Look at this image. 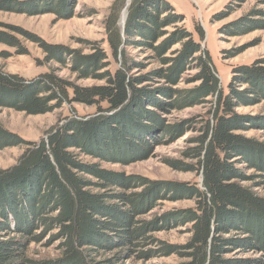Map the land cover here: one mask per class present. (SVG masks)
<instances>
[{
  "label": "trees",
  "instance_id": "obj_1",
  "mask_svg": "<svg viewBox=\"0 0 264 264\" xmlns=\"http://www.w3.org/2000/svg\"><path fill=\"white\" fill-rule=\"evenodd\" d=\"M235 1L246 0L230 1L222 10L223 18L236 11ZM64 2L4 0L0 10L25 13L39 8L37 12L47 9L71 17V9L62 11ZM122 3L119 0L115 5ZM118 16L119 9L113 10L107 20L111 57L102 44H89L93 53L83 56L79 50L50 45L25 30L0 24V45L15 55H29L23 40L31 42L44 54L38 63L50 65L47 73L31 80L7 74L0 67V107L39 115L76 103L101 113L92 121L68 120L38 143L25 142L0 125V149L27 148L16 167L0 172V264H126L172 255L183 259L178 264L261 262L225 258L234 252L259 253L264 263V197L235 183L247 179L240 165L255 170L264 179V150L236 134L253 127V118L242 117L236 110L264 101V59L236 67L226 92L209 51L202 47L205 35L198 24L194 28L198 40L182 25L166 42L155 46L167 27L183 22V16L168 2L134 0L123 37L117 26ZM262 29L264 11H258L231 25L228 32ZM178 44L181 50L175 58H165ZM129 48L144 54L153 52L154 59L167 68L133 77L134 71L146 67L128 57ZM2 55L12 56L9 52ZM54 63L82 79L104 85L77 86L57 76ZM189 68L196 71L191 80L196 86L191 90L142 87L157 79L177 86ZM206 105L209 110L204 121L196 124L198 130H193L194 125H168L163 118ZM188 131H195L197 136L189 140L190 147L183 157L194 164L168 163L180 172L201 177V185L155 183L80 161L81 155L116 161L111 157L119 155L122 159L123 149L131 150L126 162L136 161L148 155L151 142L158 146L163 136L174 141ZM86 174L97 182L83 178ZM138 189L140 193L135 192ZM169 199L192 200L195 208L165 215L155 222L141 219ZM186 226L190 227L191 238L182 247L167 245L152 236L158 230ZM53 231H58L55 237L61 241L60 259L45 263L31 260L29 247Z\"/></svg>",
  "mask_w": 264,
  "mask_h": 264
},
{
  "label": "rangeland",
  "instance_id": "obj_2",
  "mask_svg": "<svg viewBox=\"0 0 264 264\" xmlns=\"http://www.w3.org/2000/svg\"><path fill=\"white\" fill-rule=\"evenodd\" d=\"M19 1L31 2L34 0ZM120 1H123V3L117 7L115 4L119 0H65V4L61 6L62 11H66L65 8L71 9L73 11L71 17H68L67 13L58 15L47 9L37 12L39 10L38 7L36 11L29 9L25 13L0 10V24L25 30L50 45L67 48L71 51L79 50L83 56H88L93 53L89 44H102L109 57H111L107 43V20L110 18L113 10L116 11L119 9L117 26L123 37L128 21L129 7L134 0ZM164 1L168 2L176 13L183 16V22L167 27L165 29V36L155 46L166 42L169 35L176 31L177 27L182 25L193 32L195 39L198 40V36L194 30L195 25L198 24L202 27L205 35L202 47L209 51L213 64L218 72L220 82L226 92L233 78V70L236 67L250 66L256 64L260 59H264V29L253 30L247 33L235 31V34H231L228 32V28L231 25L244 20L251 12L264 11V0L235 1L237 3L236 11L224 18L221 14L222 10L233 0ZM38 4H40V7L43 6L41 2H38ZM119 7L122 8L120 9ZM28 11L31 12L28 13ZM21 39L23 40V38ZM23 42L29 50V55H15L7 46L0 45V67L3 71L10 75H19L26 80H31L41 74L47 73L50 65H41L38 63L44 59L42 50L31 42H26L25 40ZM180 50V44L173 46L165 58H175L176 53ZM6 52L11 53L12 56L8 58L3 57L2 54ZM127 55L132 61H138L146 67L142 70L134 71L132 76L135 78H141L149 72L167 68L158 59H154L155 54L153 52L144 54L138 49L129 48ZM52 66L57 70V76L67 79L77 86L92 87L104 85L103 82H98L93 79H82L76 73L69 69H62L55 63ZM111 69L115 70L116 65L112 64ZM195 73V70L189 68L177 86H172L165 80L157 79L153 83H144L142 87L147 90H159L162 88L191 90L196 86V83H191ZM244 88H241V90ZM208 110L209 107L207 105L205 107L189 108L180 112H172L163 118L168 125H194L193 130H198L199 126L196 124L204 121ZM98 113L96 108L76 103L72 105L65 104L53 112L39 115H30L15 109L0 107V125L25 142L38 143L46 139L48 133L62 128L68 120L92 121L91 119L95 116H101V113ZM236 114L242 117L253 118V127L251 126L247 130L237 132L236 134L242 136L245 140L260 145L264 150V125H262L264 124V101L252 106L240 107L236 110ZM196 136L195 131H188L185 135L174 141L168 136H163L158 146L154 145V142H151L152 149L148 155L136 161L131 160L126 162V160H129L130 149H123L125 156L122 159L125 161H121L122 159H120L119 155H113L111 157L116 161H103L81 155L80 161L87 165H97L100 169L113 173L124 174L126 176H140L155 183H198L201 185L203 181L201 177H197L192 173L180 172L168 163L183 162L185 164H194L184 159L183 152L190 147L188 144L189 140ZM26 149V146H13L0 149V172L16 167L25 155ZM73 152L78 153V151ZM238 168L247 179L242 182L236 181L235 183L251 190L257 196L264 197V179H260L259 174L255 170L247 169L245 165H240ZM82 177L91 182H97L91 175L86 174ZM91 191L96 192L94 188ZM135 192L140 193L141 189L135 190ZM192 208H195V203L192 200L178 201L169 199L162 201L159 208L147 213L141 219L146 222H155V220L165 215L175 214L179 211ZM189 228V226H186L168 231L158 230L152 233V236L167 245L182 247L191 238V234L188 231ZM57 234L58 231L49 232L42 241L33 243L29 247L28 257L37 263L60 259L61 253L59 247L61 241L55 237ZM225 258L259 260L261 262H257L256 264H264L259 253L243 254L234 252L226 255ZM182 261L183 259L179 255H172L170 257L156 258L148 262L132 261L126 264H178Z\"/></svg>",
  "mask_w": 264,
  "mask_h": 264
}]
</instances>
